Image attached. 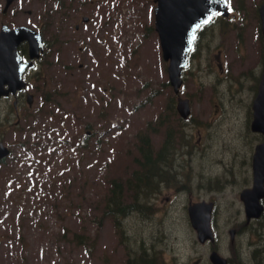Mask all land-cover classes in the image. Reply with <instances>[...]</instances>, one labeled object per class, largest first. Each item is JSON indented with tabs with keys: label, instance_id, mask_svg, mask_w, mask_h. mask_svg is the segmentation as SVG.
<instances>
[{
	"label": "rangeland",
	"instance_id": "1",
	"mask_svg": "<svg viewBox=\"0 0 264 264\" xmlns=\"http://www.w3.org/2000/svg\"><path fill=\"white\" fill-rule=\"evenodd\" d=\"M228 2L230 15L201 33L175 96L176 102L191 99L195 109L191 121H199L192 130L191 152L172 158L168 167L174 168L171 175L176 181L186 183L165 185L150 193L145 202L150 206L147 204L143 214L119 216L105 214L104 205L113 181L126 184L139 169L137 160L142 157L135 150L139 144L135 134L145 132L155 114L144 106L134 107L145 103L152 89L164 96L168 90L164 85L168 81L167 63L151 28L156 6L153 0H111L92 9L94 19H107V23L93 36L85 103L72 106L73 99L67 95L47 92L53 100L59 97L62 104L57 118L66 141L63 150L45 157H38L41 152L26 155L23 163L14 166L13 174L0 166V264H130V260L141 264V257L154 258L156 264H211L212 250L229 264H264V218L248 228L239 197L251 185V149L260 141L247 134L245 123L264 51L256 11L264 0ZM4 3L0 0V27L8 24L36 29L49 24V13L55 10V0H18L3 15ZM29 10L31 16H27ZM236 17L242 28L248 26L239 40ZM49 26L45 36L54 38L56 26ZM102 39L104 44L99 45ZM243 42L247 57L240 63L237 59ZM62 48L58 56L63 69L78 53L77 45ZM218 54L225 66L222 73L217 66ZM52 67L54 74L61 70L55 64ZM248 70L252 74L241 75ZM63 73L69 76L64 69ZM66 78L65 89L72 85ZM101 93L108 103L104 110L100 109ZM32 94L33 110L41 105L42 96ZM164 100L158 99V111ZM4 107L0 101V111ZM85 124L109 127L107 142L88 151H81L82 143L67 142L71 138L78 141ZM180 163L185 164L182 170L178 169ZM123 191V205L133 203L131 193L125 187ZM202 200L216 205L212 220L216 239L212 244L198 242L188 217V204ZM231 229L237 231L233 239Z\"/></svg>",
	"mask_w": 264,
	"mask_h": 264
},
{
	"label": "flooded vegetation",
	"instance_id": "2",
	"mask_svg": "<svg viewBox=\"0 0 264 264\" xmlns=\"http://www.w3.org/2000/svg\"><path fill=\"white\" fill-rule=\"evenodd\" d=\"M111 0H55V11L49 13L51 17L50 23H54L56 26L57 34L59 38L54 42L55 55L58 54L59 51H62V47L67 46L72 47L77 45V55L74 57V60L68 59L65 64V72H69V76L63 73L62 64L57 61H53L57 69H61L59 73L54 74L52 68H48V64L45 58L46 53L48 52L49 43L47 39L45 40L44 51L38 59L34 67L26 70L24 73V80L26 82V87L17 93L16 96H11L9 98L0 99L2 102H7L4 112L0 117V142H2L6 147L12 150V152H19L21 147H24L26 142H32L31 140L35 138V136H45L43 139L46 147L49 149L54 148L55 152L60 151V146L58 145V140L61 138V132L63 126L59 119L57 118L58 110L61 108V102L58 100L57 96L54 101L49 99V103L44 101V98H41L44 102V113H42L45 118L42 119L41 123L38 122L37 118H33V114L36 111H32V105L34 102V97L32 99L31 104L29 103L28 96L33 92H53L56 95L62 94L64 90L67 94H69V98H72V106L81 105L82 101L79 99H84L85 95L89 93V88L87 86L88 75L91 74L92 65L91 58L93 56V44L94 35L97 30L95 27L101 29V26L106 22L107 19L100 21L98 19H94L92 15V9L95 7H99L101 5H107ZM101 12H99L100 14ZM33 13L27 12V16H31ZM258 17V16H257ZM219 19H223L220 14H216L213 16L212 21L201 27L198 32V41L201 39V35L203 31L208 30L209 28L218 25L217 21ZM238 21L237 23V33L238 40L244 38V33L242 32L247 29L242 28V23L238 17H236ZM94 21V26L92 22ZM49 23V24H50ZM49 25L44 23L37 25L36 29L43 30ZM258 26H259V36L261 41L264 43L262 34H261V24L260 19L258 18ZM92 27H94V34L92 31ZM209 31V30H208ZM202 33V34H201ZM99 39V38H97ZM102 43L104 44V39H102ZM246 42V41H245ZM243 46H239L238 59L240 63L243 62L244 58L247 57V44ZM245 47V48H244ZM23 48V59L25 61L28 60V49L26 45L22 46ZM218 63L217 66L220 72H224L225 66L220 62V55L216 56ZM261 67L259 71V76H255L256 80L254 83V92L256 94L258 90V83L261 78L262 68H263V60H264V51L262 50L261 55ZM76 65L77 70L75 69ZM51 72V73H49ZM75 73H79L80 77L83 79L79 80V77H75ZM246 74H252V70L243 71L241 75L246 76ZM54 77L55 83H51L50 80H53ZM72 80V85L68 86L66 89L63 87L64 82H67V78ZM49 85H55L52 89H47ZM240 87V86H238ZM170 89L168 87L166 101H164V107L161 108V111H158V95H153V100L151 102L139 103V108L142 106H150V110L154 111L153 118L147 123V130L144 132L145 135L139 134L140 140H145L150 142V145H147L145 150H141L140 152H149L155 157L157 164L161 162V157L164 156L165 161L163 164L169 167V160L171 158L178 157L179 155L186 157V154L191 152L190 150V140H194V134L192 130L199 123L198 120H192L191 117L193 114V110L191 108V115L188 119H182L179 116V112L177 110V106L173 101L174 96L171 95ZM186 98V97H185ZM191 101V99H189ZM191 107V102H190ZM193 107V106H192ZM160 108V107H159ZM164 108V109H163ZM53 110H55L53 112ZM54 116L52 118L51 116ZM33 119L37 121L31 122ZM109 127H101L99 125L95 126L92 124H85L81 128L80 138L90 139H99L101 141L106 140V134ZM34 137V138H32ZM238 139L242 140V134L237 135ZM36 140V139H35ZM200 142V140H198ZM243 142V140H242ZM254 152V148L252 150ZM175 156V157H174ZM163 168V174L161 176V167L156 165L155 176L156 178L165 186L172 184V178L169 176V168ZM185 167L184 163H180L178 169L182 170ZM174 170V168H172ZM160 173V175H159ZM250 176L252 178V155H251V167H250ZM252 182V180H251ZM181 184H185V182H181ZM246 226L251 225L245 224ZM252 224L251 226H253Z\"/></svg>",
	"mask_w": 264,
	"mask_h": 264
},
{
	"label": "water",
	"instance_id": "3",
	"mask_svg": "<svg viewBox=\"0 0 264 264\" xmlns=\"http://www.w3.org/2000/svg\"><path fill=\"white\" fill-rule=\"evenodd\" d=\"M14 0H6L4 12ZM157 7L156 31L159 34L163 57L169 62L168 74L176 92L182 85V71L187 66L188 54L196 38V32L203 25L210 22L209 16L221 13L226 16L228 3L226 0H155ZM262 31L264 36V4L260 7ZM207 20V22H205ZM27 41L30 58H38L43 49L40 33H36L25 26L13 29L2 26L0 32V97L15 94L25 86L22 79L23 71L32 63H23L18 54V46ZM7 86V88H5ZM179 110L183 117L189 114L188 100H180ZM254 117L252 130L264 135V70L259 85V92L253 104ZM9 151L0 144V160ZM254 180L251 188L244 189L240 198L244 204L246 220L260 218L264 212V141L257 145L253 156ZM214 203L198 202L190 204L189 217L193 228L197 232L198 241L203 244L214 240L211 228V218ZM232 236L234 231L231 232ZM210 261L213 264H227L228 261L217 252H212Z\"/></svg>",
	"mask_w": 264,
	"mask_h": 264
},
{
	"label": "trees",
	"instance_id": "4",
	"mask_svg": "<svg viewBox=\"0 0 264 264\" xmlns=\"http://www.w3.org/2000/svg\"><path fill=\"white\" fill-rule=\"evenodd\" d=\"M163 159V156L160 160ZM137 165L140 167V170L137 173V180H129L128 182V190L134 191V200L131 204L124 203L123 191L120 182H115L113 187L110 190V196L107 198L106 203L104 205L105 214H115V216L119 215H128L129 211H134L135 213L143 214L147 204L144 203V198L147 193L150 192L149 186V178H151L152 172L155 170L156 160L150 157V155H142L141 160H137ZM143 251L142 253H144ZM139 258V256H138ZM141 264H156L154 258H140ZM130 264H137V261L130 260Z\"/></svg>",
	"mask_w": 264,
	"mask_h": 264
},
{
	"label": "snow or ice",
	"instance_id": "5",
	"mask_svg": "<svg viewBox=\"0 0 264 264\" xmlns=\"http://www.w3.org/2000/svg\"><path fill=\"white\" fill-rule=\"evenodd\" d=\"M208 19L210 20L211 19V16H209ZM205 22H207V20Z\"/></svg>",
	"mask_w": 264,
	"mask_h": 264
}]
</instances>
